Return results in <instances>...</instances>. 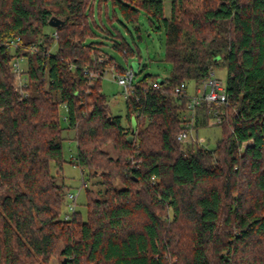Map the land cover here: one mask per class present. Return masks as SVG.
I'll return each instance as SVG.
<instances>
[{
  "label": "trees",
  "instance_id": "1",
  "mask_svg": "<svg viewBox=\"0 0 264 264\" xmlns=\"http://www.w3.org/2000/svg\"><path fill=\"white\" fill-rule=\"evenodd\" d=\"M110 4L128 22L145 12L152 29H164L173 66L159 89L149 82L160 77L138 78L125 101L129 125L112 113L101 86L106 69L126 68L102 43H88L92 26L99 28L95 7L109 12ZM52 16L64 24L49 32ZM13 37L22 39L16 50L6 46ZM114 47L134 56L124 39ZM17 56L26 59V99L11 69ZM216 68L227 71L230 95L215 126L221 136L213 148L184 147L177 135L190 93L174 88L194 82L196 90ZM85 69L96 74L93 83ZM209 119L207 105L198 107V138ZM70 131L91 187L86 215L77 209L67 220ZM53 257L59 264H264V0H174L168 17L162 0H0V264Z\"/></svg>",
  "mask_w": 264,
  "mask_h": 264
},
{
  "label": "rangeland",
  "instance_id": "2",
  "mask_svg": "<svg viewBox=\"0 0 264 264\" xmlns=\"http://www.w3.org/2000/svg\"><path fill=\"white\" fill-rule=\"evenodd\" d=\"M165 5V15L170 16L171 4L174 0H162ZM109 12L104 7L99 10L95 7L93 14L94 20L98 24L93 25L94 36L88 39V43H102L100 47L103 53L107 56L114 58L116 65L119 68L131 67L134 62H140L141 69L138 78H142L146 75H152L153 77H160L165 79L170 77L173 66L166 61V33L162 29L160 32L151 28L148 17L145 12H141L139 18L135 22H128L122 16L118 8H114L112 4L108 5ZM101 28V29H100ZM47 31H53L52 27H48ZM122 37H119V36ZM124 39L127 44L134 50V56L129 57L127 60L124 54L116 49V40ZM215 75L217 78L227 83V71L224 68H216ZM102 91L106 95L109 106L114 115H120L122 117V123L129 125L126 119V107L125 100L122 96L123 89L117 84L113 78V72L110 70L102 79L101 82ZM189 93L195 92V83L190 82L188 87ZM61 118L62 123L66 126L64 117L67 115V110L61 106ZM208 128L199 132V139L208 144L209 148H213L216 141L221 136V129L219 127H213L208 122ZM66 140L63 142L64 152V177L65 183L69 188L68 192L78 194V211H81L83 215H86V203L87 187H91L90 182L86 186L83 185V171L81 167L76 163L78 157V145L75 139V132L70 131L65 134ZM105 150L113 157L117 158L116 150L109 144ZM87 174L85 178L87 180ZM93 195L98 197L97 191L101 188L93 186ZM67 211V208L64 210ZM65 217V215H64ZM50 264H59V258L53 257Z\"/></svg>",
  "mask_w": 264,
  "mask_h": 264
},
{
  "label": "built area",
  "instance_id": "3",
  "mask_svg": "<svg viewBox=\"0 0 264 264\" xmlns=\"http://www.w3.org/2000/svg\"><path fill=\"white\" fill-rule=\"evenodd\" d=\"M54 36L57 37V32L54 33ZM21 37H13L6 42V46L11 49H18L21 43ZM105 57L101 56L99 58L100 62L105 61ZM12 71L18 76V88L20 92L21 99H26L30 96L28 91V78L26 75V59L24 57L17 56L13 59L11 63ZM113 72V78L119 86L122 87L123 92L122 96L126 101L129 99L133 93L137 83L135 73L132 67L124 69L122 72H117L114 68L106 69L103 73L102 78L110 71ZM84 74L90 83H93L97 76L90 69H85ZM161 83L159 79H151L149 82V87L159 89ZM188 89V84L182 82L174 88V92L178 95L186 93ZM139 101V98H137ZM207 105L209 108L210 119L209 124L213 127L223 123V110L230 106V95L228 92V85L222 80L216 77L215 72L211 73V77L205 81L201 86L197 87L195 93L190 94L189 100L187 102V107L184 113L181 115L182 120V129L177 135V140L184 146L188 147L191 144L197 143L198 145L206 146L196 135L195 125L197 120V109L201 105ZM66 110L67 106L62 105ZM66 118V117H64ZM84 181V180H83ZM84 186L87 183L84 181ZM79 197L78 194H73L68 192V204L67 211L65 214V219H70L71 215L77 210V201Z\"/></svg>",
  "mask_w": 264,
  "mask_h": 264
},
{
  "label": "water",
  "instance_id": "4",
  "mask_svg": "<svg viewBox=\"0 0 264 264\" xmlns=\"http://www.w3.org/2000/svg\"><path fill=\"white\" fill-rule=\"evenodd\" d=\"M63 24H64V20L57 17V16H52L49 20V26H51L52 28H58ZM131 67L134 69L135 73H138L140 68H141V64H140V62H134ZM159 82L163 83L164 80L159 79ZM136 129H137V123H136V120L133 119L132 120V135L130 136V140L133 139V136L136 133Z\"/></svg>",
  "mask_w": 264,
  "mask_h": 264
}]
</instances>
